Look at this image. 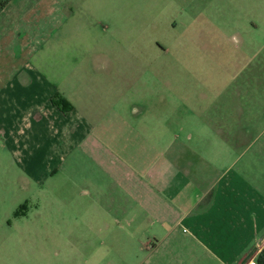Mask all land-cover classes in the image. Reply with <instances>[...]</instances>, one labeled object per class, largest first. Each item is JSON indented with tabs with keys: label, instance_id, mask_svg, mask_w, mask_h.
I'll list each match as a JSON object with an SVG mask.
<instances>
[{
	"label": "crops",
	"instance_id": "0c3cea01",
	"mask_svg": "<svg viewBox=\"0 0 264 264\" xmlns=\"http://www.w3.org/2000/svg\"><path fill=\"white\" fill-rule=\"evenodd\" d=\"M77 2L0 8V159L23 164L33 185L67 159H89L95 180L81 194L95 196L97 220H83L84 240H94V226L116 242L104 228H158L138 254H118L139 260L129 264H246L264 247V190L249 181L256 164L264 170V126L244 149L241 139L264 116V82L230 95L257 100L255 110L213 108L210 92L179 93L174 77L137 79L135 60H120L119 45L105 39L113 26L104 20L116 17L106 6L119 0H83V12ZM155 82L160 109L137 101ZM60 100L65 113L53 104Z\"/></svg>",
	"mask_w": 264,
	"mask_h": 264
},
{
	"label": "rangeland",
	"instance_id": "374dc122",
	"mask_svg": "<svg viewBox=\"0 0 264 264\" xmlns=\"http://www.w3.org/2000/svg\"><path fill=\"white\" fill-rule=\"evenodd\" d=\"M129 1L106 6L116 17L104 22L113 26L109 35L105 32V39L110 37L119 45V59L136 62L130 74L135 72L137 79L174 77L181 84L176 89L179 93L195 97L197 92H210L208 105L213 108L228 102L230 107H247L244 104L248 103L255 110L261 108L257 100L231 99L230 95L249 87L255 92L259 87L256 82H264V0ZM76 5L83 12V0ZM77 39L80 41L79 35L69 45H76ZM65 55L69 59L77 53ZM155 83L145 89L150 97L143 95L137 101L160 109L156 95L162 88ZM164 103L170 106L167 100ZM256 124L243 133L242 149L257 139V127L264 126L263 115ZM68 161L72 160L67 159L59 172L33 185L21 173L23 164L9 157L0 159V264H129L139 260L118 254L123 250L138 254L158 234V228L141 221L128 234L122 226L104 228L113 230L117 242L103 239L105 233L99 235L96 226L92 228L97 236L85 241L83 220L95 222L97 212L95 196L87 199L81 191L85 181L95 180V167L89 159ZM237 166L239 162L235 169ZM255 170L259 177L249 181L264 190V170L260 164ZM86 206L93 209L83 211ZM259 253L250 260L255 261Z\"/></svg>",
	"mask_w": 264,
	"mask_h": 264
},
{
	"label": "trees",
	"instance_id": "16d2710c",
	"mask_svg": "<svg viewBox=\"0 0 264 264\" xmlns=\"http://www.w3.org/2000/svg\"><path fill=\"white\" fill-rule=\"evenodd\" d=\"M8 0H4L3 2L0 3V8L4 7L6 5ZM53 104L57 107L60 108V110L65 113L67 112L69 109V106L66 105V103L63 100L60 101H53ZM255 262L257 264H264V247L262 248V250L260 251L259 255L257 256Z\"/></svg>",
	"mask_w": 264,
	"mask_h": 264
},
{
	"label": "built area",
	"instance_id": "2783aa9c",
	"mask_svg": "<svg viewBox=\"0 0 264 264\" xmlns=\"http://www.w3.org/2000/svg\"><path fill=\"white\" fill-rule=\"evenodd\" d=\"M246 264H257L254 260H250L249 262H247Z\"/></svg>",
	"mask_w": 264,
	"mask_h": 264
}]
</instances>
